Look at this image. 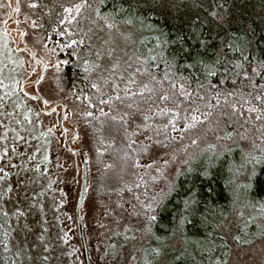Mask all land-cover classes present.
Instances as JSON below:
<instances>
[{
	"label": "trees",
	"instance_id": "16d2710c",
	"mask_svg": "<svg viewBox=\"0 0 264 264\" xmlns=\"http://www.w3.org/2000/svg\"><path fill=\"white\" fill-rule=\"evenodd\" d=\"M22 1L33 17V42L57 51L54 89L83 117L89 195L98 210L86 223L93 253L103 243L111 264H227L256 239L264 157L245 158L238 142L252 119L239 127L223 119L218 136L203 144L194 142L202 136L194 119L221 100L264 106V0H83L75 12L65 8L76 0ZM100 24L126 27L130 56L99 38ZM22 73V57L0 28V264H79L73 190L52 178L58 153L34 98L18 85ZM140 108L136 127L154 133L152 118L162 120L158 144L170 147L179 137L173 156L181 159L166 190L146 203L138 176L109 180L115 164L136 165L144 154L131 151L135 141L112 136L113 114ZM239 205L248 210L229 238L226 225Z\"/></svg>",
	"mask_w": 264,
	"mask_h": 264
},
{
	"label": "rangeland",
	"instance_id": "374dc122",
	"mask_svg": "<svg viewBox=\"0 0 264 264\" xmlns=\"http://www.w3.org/2000/svg\"><path fill=\"white\" fill-rule=\"evenodd\" d=\"M76 1L77 2L72 6H67L65 10L68 12H75L80 7V4H83V0ZM0 28L10 37L13 47L22 57L23 73L22 79L18 85L20 89L22 86L21 91L23 93L26 95L29 94L30 96H27L32 99L34 98L35 110L41 114L43 126L49 131L52 137L53 147L58 153V159L55 163L52 178L66 180L68 186L73 190L71 208L75 221L73 230L76 239L74 249L77 261L79 264H84L75 217V207L81 185L82 167L79 154L75 150L81 151L86 160V186L81 201L80 215L87 255L91 264H111L103 259V247H101L103 243L100 244L99 247L97 245V249L94 250V253L89 245V238H91L92 232H90V234L87 233L86 223L92 221L93 216L96 215L98 210L96 206L92 204L89 195V185L90 179H92V174L89 170L88 138L82 126L83 117L81 116V111H79L76 106L71 105L70 100L65 94L58 93L53 87L52 79L58 74L61 68V63L56 57L57 51L49 49L45 45H36L33 42V17L29 11V4L23 3L22 0H2V3H0ZM98 28H100L99 32L101 31L99 33L100 39L105 40L107 45L112 42L116 43L121 57H125L127 54L130 56L128 51V39L130 38V34L126 30V27L125 30L123 27V31L122 26H119L120 30L118 28L115 30H107V28L106 30H103L105 28L103 24H100ZM111 57H113L112 54H109L108 58L111 59ZM130 89L131 87L128 85L119 88L122 93H128L126 91ZM62 112L63 121L62 126H60L59 120ZM254 112L255 114H253ZM258 112L262 113L259 115ZM117 113H119V111ZM143 113L144 109L140 108L139 111L127 115L125 113L124 115L113 114L116 123H112V125H115L116 129L114 128L111 131L112 136L115 137L117 142L123 143L124 145L127 144L129 139L135 141L134 144H129L131 151H144V154L139 155V159L135 161L136 165L130 161H126L122 163V165L118 163L115 164L113 171L109 176V180L114 177L125 180L138 176L142 179L144 184L142 192H140L141 194L144 193L143 198L141 199L143 203H146L147 201L155 199L156 194L159 197V195L166 190L167 185L172 182L175 171H178L179 169L181 159L173 156L174 150H177L178 148V145L175 142L179 137L173 138L172 136L174 140L173 146L162 147L158 144V141L161 139V132H163L161 130L162 120H155L152 118V125L149 127L154 133L142 132L136 127L139 123H142L141 120H143ZM205 114L209 115L202 118ZM205 114H201L199 120L194 119V123L197 127L201 125V131L198 129V132L202 135L200 138L195 139L194 142L202 141L199 144H203L210 139V136H218V125L225 118L229 121L236 120L237 127L252 119L253 122L250 123L251 125L248 127L249 129H241L239 131H242L243 134L241 135V138L239 137L240 140L238 142L242 145L243 150L248 153L245 158L256 159L257 156L264 157V106L262 108L257 106L254 108L252 105L232 104L229 101L221 100L218 104L213 105L211 109L206 110ZM191 118L192 116L190 119H186L193 120ZM239 123L241 125H239ZM158 125L160 126L159 129H157V127H159ZM70 130L73 131L74 134H72ZM189 130L190 128L188 131ZM131 131L134 133L131 134ZM142 136L147 137L148 140L142 141V139H145V137ZM235 137L238 138L236 135ZM117 150H121L120 145L119 147H115V152ZM246 161L245 164H248ZM10 162V159H4L2 164L4 166L3 168L9 169L11 167L9 164ZM139 164L141 166H139ZM137 168L141 170H138ZM136 203L140 205L139 200H137ZM127 207L129 208L128 205ZM247 210H245L242 205L232 209L230 214L231 217L229 218L230 220L226 225V235H228L229 238H231V236L228 232L230 229L232 230L234 224L236 225L243 222V214H245ZM256 215L257 213L253 215L251 212L249 217H255ZM256 219L258 225V235L256 239H253V241L245 247L235 249L231 255H229V258L225 263L264 264V210Z\"/></svg>",
	"mask_w": 264,
	"mask_h": 264
},
{
	"label": "water",
	"instance_id": "95a60500",
	"mask_svg": "<svg viewBox=\"0 0 264 264\" xmlns=\"http://www.w3.org/2000/svg\"><path fill=\"white\" fill-rule=\"evenodd\" d=\"M21 89H22V86H21ZM27 95H29V94H27ZM41 102L43 103L42 100H41ZM42 110H43V106H42ZM62 121H63V112L61 113L60 120H59L60 126H62ZM71 132H72V134H74L73 131H71ZM68 143H69V141H68ZM75 151L79 154L80 163H81V167H82L81 168L80 192H79V196H78V199L76 202V207H75L76 225H77L78 236H79V240H80V244H81L83 263L84 264H91L89 261L88 255H87V251H86V246H85L83 232H82L81 215H80L81 201H82V198L84 196L85 186H86L85 158H84V155L81 151H78V150H75Z\"/></svg>",
	"mask_w": 264,
	"mask_h": 264
}]
</instances>
